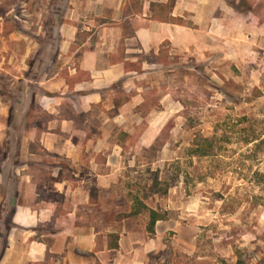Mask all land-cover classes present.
Returning a JSON list of instances; mask_svg holds the SVG:
<instances>
[{
  "label": "crops",
  "instance_id": "0c3cea01",
  "mask_svg": "<svg viewBox=\"0 0 264 264\" xmlns=\"http://www.w3.org/2000/svg\"><path fill=\"white\" fill-rule=\"evenodd\" d=\"M227 9L226 0H0V167L13 168L0 264H174L165 241L174 221L150 237L149 216L124 217L122 146L100 134L130 76L157 66L146 57L166 43L205 58Z\"/></svg>",
  "mask_w": 264,
  "mask_h": 264
},
{
  "label": "rangeland",
  "instance_id": "374dc122",
  "mask_svg": "<svg viewBox=\"0 0 264 264\" xmlns=\"http://www.w3.org/2000/svg\"><path fill=\"white\" fill-rule=\"evenodd\" d=\"M226 4L231 19L212 38L219 46L204 58L164 43L146 57L157 66L130 76L100 134L122 146L116 203L131 208L137 196L174 221L165 240L174 264H264V0ZM198 133L231 141L215 156L193 157ZM12 169L0 167V251Z\"/></svg>",
  "mask_w": 264,
  "mask_h": 264
},
{
  "label": "trees",
  "instance_id": "16d2710c",
  "mask_svg": "<svg viewBox=\"0 0 264 264\" xmlns=\"http://www.w3.org/2000/svg\"><path fill=\"white\" fill-rule=\"evenodd\" d=\"M231 138L229 136L225 137H217V136H211V137H206L201 133H198L196 135V139L194 142V146L189 150L190 154L193 157H198V158H207L211 156H215L217 153V144L220 141H231ZM256 139H247L246 142L247 144L254 142ZM133 204H132V209L129 214H125L124 217H131V216H136L139 214H142L144 212H148L149 214V221L147 224V231L150 235V237L154 236L155 234V225L158 221L165 220L166 215L161 214L158 211L151 209L149 206L146 204L140 202V199L137 196H134L133 198ZM12 212L10 210L9 215H8V220L6 223V232L8 233L9 230L11 229L10 226V219ZM110 238H112L115 241V244L113 245V248H118V239L119 236L117 234H111ZM111 247V245L109 246ZM5 248V246H4ZM0 251V259L3 255V250Z\"/></svg>",
  "mask_w": 264,
  "mask_h": 264
}]
</instances>
